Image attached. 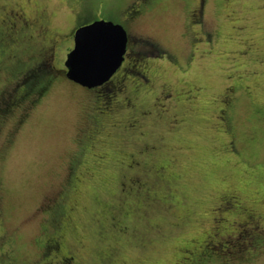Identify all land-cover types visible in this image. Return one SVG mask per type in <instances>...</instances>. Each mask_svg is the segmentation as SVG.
I'll use <instances>...</instances> for the list:
<instances>
[{
    "label": "rangeland",
    "instance_id": "1",
    "mask_svg": "<svg viewBox=\"0 0 264 264\" xmlns=\"http://www.w3.org/2000/svg\"><path fill=\"white\" fill-rule=\"evenodd\" d=\"M137 1L0 0V92L16 59L44 50L46 71L62 73L72 34L97 23L165 54L144 61L140 87L105 92L110 112L59 76L42 102L0 117V264H180L249 214L264 228V0H203L195 19L197 0H154L129 23Z\"/></svg>",
    "mask_w": 264,
    "mask_h": 264
},
{
    "label": "flooded vegetation",
    "instance_id": "2",
    "mask_svg": "<svg viewBox=\"0 0 264 264\" xmlns=\"http://www.w3.org/2000/svg\"><path fill=\"white\" fill-rule=\"evenodd\" d=\"M169 1L174 2L175 0H169ZM187 1L190 0H180V2H187ZM192 1L193 0H191V2ZM153 2L155 1L138 0L137 3L128 6L126 10H127V18L129 20V23L138 21L140 17H143L146 14V12L152 9ZM202 5H203V0H197V4L193 6V8L190 11V15H191L190 18H194L192 16L199 9L201 15ZM18 18L19 19L16 23V26L17 24H19L21 26L28 27L26 25L27 21L23 17L18 16ZM125 31L128 36V42L126 47V53L124 56V61L121 67L112 76V78L104 85L91 90L82 88L85 89L87 93L107 95L105 93V91H107L111 93V96H114L116 92L123 91V88L121 91L120 88L122 86L125 87V83L130 77L136 78L133 79V82L135 83V88L140 87L142 81L146 80L145 74L147 73V68L145 67L146 62L144 63V61L151 59V56H154L152 58H158L160 56L165 55L164 53L160 52L158 46L155 45L153 42L143 38L142 39L137 38L135 40H131L126 28ZM71 41H72V48L70 50V53L71 51H73L74 48V33L72 34ZM0 44H4V43L0 41ZM49 50L51 51V49ZM49 50H44L43 53L41 54L42 57L37 58L36 60H34L29 64H26L23 59H16L14 61V66L10 67L9 65L11 70L17 69V71L15 72L16 74L13 76L11 83H9V85L7 84L3 86V89H1L0 92V96L4 95L5 89L7 87L12 91L14 90L13 91L15 93L14 97L19 99L18 100L19 104L17 108H20V110L18 111H21L22 109L24 110L25 108H32V107H28V105L29 104L32 105L34 102L38 104L40 98L44 95L43 93H46V91L52 88L55 84L62 82L57 80L58 77L67 74L68 69L66 66H64L66 69H64L62 73L61 72L52 73V75L54 74L55 77L52 78L49 76H46L45 78L40 77L41 75L39 74L40 72H38V70L42 66H45L46 63L50 62L52 53ZM138 61H142L141 65H139ZM125 63L127 67H124ZM33 72L35 73L34 74L35 77L31 78L30 82L32 84L28 85L25 82L27 80L26 76ZM115 78H117V80ZM65 79L66 81L68 80L66 76ZM42 85H44V89H41V92L39 93L38 91H40V87ZM25 86H27L26 88L28 89V91L25 90L24 88ZM36 95H38L37 96L38 100L36 98ZM104 100H109V98L106 97ZM114 102L115 100H109L105 104L106 108L108 106V110H107L108 112H110L111 109L113 108V105L115 104ZM89 119L92 120L94 124L95 118L91 116L89 117ZM87 134L89 135V132H87ZM248 219L249 222L240 224L239 229L231 233V236L227 237V239L219 237L216 239L207 238L203 240L201 245L194 248L193 250L194 252H189L188 257L181 259L180 264H215V262H219L220 264H255L259 258L264 257V228L261 226L257 218L253 217V214H249ZM60 244L61 243L59 238L56 237L55 235L49 236V238L45 239L43 248L41 250L42 256L49 255L46 258L44 257L45 260L53 261L54 260L53 257L55 254L56 256H59ZM214 247L219 248L221 250L219 251L222 252V254L215 253ZM226 255H231L230 259L223 258V257H228ZM71 260H72L71 258L60 257L59 264H71Z\"/></svg>",
    "mask_w": 264,
    "mask_h": 264
},
{
    "label": "water",
    "instance_id": "3",
    "mask_svg": "<svg viewBox=\"0 0 264 264\" xmlns=\"http://www.w3.org/2000/svg\"><path fill=\"white\" fill-rule=\"evenodd\" d=\"M127 42L125 29L111 22L78 29L65 63L67 79L88 90L104 85L121 67Z\"/></svg>",
    "mask_w": 264,
    "mask_h": 264
},
{
    "label": "trees",
    "instance_id": "4",
    "mask_svg": "<svg viewBox=\"0 0 264 264\" xmlns=\"http://www.w3.org/2000/svg\"><path fill=\"white\" fill-rule=\"evenodd\" d=\"M17 71V69H14V70H12V74H11V78L13 79V76L16 74L15 72ZM38 72H40L39 74L41 75L40 77L41 78H45L46 76H49V77H55L54 76V74L52 75V73H50L49 74V72H47L46 71V69H45V67L44 66H42L39 70H38ZM34 72L33 73H30V74H28L26 77H27V80L25 81L28 85H30V84H32L31 82H30V80H31V78H33V77H35L34 76ZM66 75H64V77H65ZM58 80V79H57ZM9 81V80H8ZM12 81V80H11ZM27 85V86H28ZM27 86H25L24 88H25V90L26 91H28V89L26 88ZM9 89V88H8ZM41 89H44V85H42L41 87H40V91H38L39 93L41 92ZM50 90H51V88L49 89V90H47L46 91V93H43L44 95L40 98V100H39V102L38 103H40V101L42 102L48 95H49V93H50ZM14 91V90H13ZM11 89H9V91L8 92H4V95H5V98H3V96H0V117H3V116H5V115H7V114H9L11 111H13L15 108H17V106H18V104H19V99H17V98H15L14 97V95H15V93L13 92ZM105 92H107V91H105ZM14 93V94H13ZM38 95H36V98H37V100H38V97H37ZM105 96V98L107 97L106 95H104ZM36 102H34L32 105H30L29 103V105H28V107H33V106H36L37 105V103L35 104ZM76 166V161H72L71 163H70V165H69V170H70V172L72 171V170H74V167ZM61 212V208H59V209H56V207L55 206H53V207H48L46 210H45V212H44V214H46L47 216H49L51 219H50V221H52V225H53V222L55 221V218H57L58 216H60V213ZM48 217V218H49ZM49 221V222H50ZM48 226H44V228L46 229ZM43 245H44V243L43 244H41V247L43 248ZM47 254H49V253H47ZM49 255H46V256H43V258L45 257H48Z\"/></svg>",
    "mask_w": 264,
    "mask_h": 264
}]
</instances>
